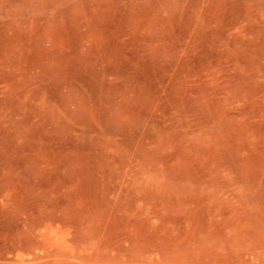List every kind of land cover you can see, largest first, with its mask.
<instances>
[{
  "label": "rangeland",
  "instance_id": "obj_1",
  "mask_svg": "<svg viewBox=\"0 0 264 264\" xmlns=\"http://www.w3.org/2000/svg\"><path fill=\"white\" fill-rule=\"evenodd\" d=\"M0 264H264V0H0Z\"/></svg>",
  "mask_w": 264,
  "mask_h": 264
}]
</instances>
